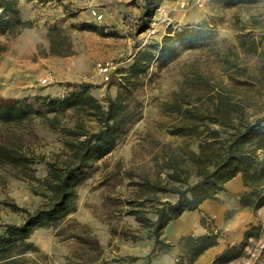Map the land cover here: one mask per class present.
I'll return each instance as SVG.
<instances>
[{"label": "rangeland", "instance_id": "obj_1", "mask_svg": "<svg viewBox=\"0 0 264 264\" xmlns=\"http://www.w3.org/2000/svg\"><path fill=\"white\" fill-rule=\"evenodd\" d=\"M17 8L26 24L15 34H5L0 16V99L28 98L39 109L45 108L35 96L61 97L82 86L105 107L139 51L155 53L169 27L205 24L204 37L193 46L152 59L145 72L130 79L125 101L134 118L113 148L84 169L75 210L56 226L33 228L28 240L36 248L26 253L38 264H174L184 247L180 239L174 244L162 235L177 248L150 253L151 230L131 211L153 218L156 201L176 199L175 193L152 188L170 185L172 169L189 174L190 182L196 179L192 151H199L210 128L220 129L197 117L213 112L219 92L238 105L231 116L252 121L264 114V0H149L146 9L144 0H17ZM144 10L150 21L141 30ZM85 23L95 28H83ZM241 39L255 41L257 52L245 51ZM100 63H108L107 79ZM42 77L47 82L41 83ZM228 107H234L230 101L223 108ZM76 123L89 131L98 127L94 116L70 108L55 127L36 114L19 127L0 122V139L16 131L23 150L35 157L26 168L0 164V231L1 224L20 222L25 210L47 200V163L61 164L68 142L83 137L70 133L79 130ZM181 125L196 131L174 133ZM242 194L236 197L245 203ZM252 210L244 225L237 224L238 217L231 225L232 236L243 228L231 243L240 255L220 264H264V206ZM208 226L225 238L210 220ZM246 230L255 236L243 241Z\"/></svg>", "mask_w": 264, "mask_h": 264}, {"label": "trees", "instance_id": "obj_2", "mask_svg": "<svg viewBox=\"0 0 264 264\" xmlns=\"http://www.w3.org/2000/svg\"><path fill=\"white\" fill-rule=\"evenodd\" d=\"M148 4L149 0H144V9ZM17 14V0H0V16H5L2 28L5 34H15L26 24ZM145 14L144 10L138 24L141 30L150 21L144 18ZM94 26L83 24V28H95ZM205 30V24L169 27L156 45L155 53L149 48L139 51L123 75L119 91L114 97L107 98L105 107L83 86L61 97L35 96L34 101L45 109L35 107L28 98L0 99V122L10 126L19 127L24 120L36 114L48 121L51 127H55L59 115L66 108H70L73 113L94 116L98 121V127L93 131L76 123L79 130H72L70 133L83 137L68 142L69 153L61 164L55 161L47 163V176L43 181L50 191L47 200L34 210H25L20 222L1 224L0 264H38L35 261L29 262L26 257L28 251L36 248L28 240L29 233L35 227L56 226L61 219L75 210L76 187L84 177V169L113 148L117 137L135 116L125 101L131 92L128 84L130 79L145 72L152 59L170 57L178 46H193L204 37ZM240 45L248 53L254 54L258 50L253 40L246 43L241 39ZM215 98L217 101L213 112L197 117L219 123L220 129L210 128V134L202 140L199 151H192L190 164L194 167L196 179L190 182L189 174L180 175L177 169H172L169 173L170 185L157 184L152 188L155 191L175 193L176 199L156 201L152 211L153 218L140 215L137 210L131 211L143 226L151 230L153 245L150 253L167 252L173 246L162 237L163 228L169 220L178 217L184 210L198 208L205 198H214L216 192L223 189L224 183L238 173L243 184L249 187V190L243 192L242 200L254 208L264 205V114L252 121L237 115L238 120H235L236 114L231 116V109L238 105L231 101V97L219 92ZM229 101L234 107L223 108ZM235 111L237 112L236 109ZM172 130L174 133L183 134L196 131L194 126L182 125ZM34 158L23 150L21 137L16 131L0 139L1 165L26 168L34 162ZM253 235L246 230L243 241ZM216 238L217 234L211 230L200 235L182 236L179 243L184 247L174 264H191L206 248L216 243ZM183 241L185 242L182 243ZM235 248L236 245H228L214 257L212 264H220L239 256L240 253L234 252Z\"/></svg>", "mask_w": 264, "mask_h": 264}, {"label": "crops", "instance_id": "obj_3", "mask_svg": "<svg viewBox=\"0 0 264 264\" xmlns=\"http://www.w3.org/2000/svg\"><path fill=\"white\" fill-rule=\"evenodd\" d=\"M249 190V187L243 184L241 175L238 173L228 179L223 189L218 190L214 198H205L196 209L184 210L178 217L168 221L163 228L162 235L169 242L177 243L182 235H200L209 232L208 220L216 228H220L225 233L216 238V243L206 248L191 264H210L212 259L222 252L228 245L235 240H239L243 235V228L238 234L232 236V230L235 224V217L239 218L238 225H244L254 215L253 206L243 203L236 197V194ZM235 195V196H234ZM264 205L257 207L259 209ZM235 209L234 211H231ZM205 217V218H204ZM207 219V220H206ZM232 225V226H231ZM237 225V226H238ZM238 231V229H236ZM229 234V235H228ZM230 238V239H229ZM225 240V241H224ZM172 246L171 250H175ZM167 253V252H163Z\"/></svg>", "mask_w": 264, "mask_h": 264}, {"label": "built area", "instance_id": "obj_4", "mask_svg": "<svg viewBox=\"0 0 264 264\" xmlns=\"http://www.w3.org/2000/svg\"><path fill=\"white\" fill-rule=\"evenodd\" d=\"M108 63H100L99 64V69H100V71H102L103 73H104V78L105 79H107L108 78V74L106 73V72H104V71H106L109 67H108V65H107ZM40 82L41 83H45V82H47V77H42L41 79H40Z\"/></svg>", "mask_w": 264, "mask_h": 264}]
</instances>
